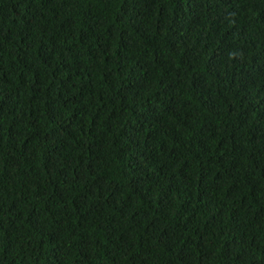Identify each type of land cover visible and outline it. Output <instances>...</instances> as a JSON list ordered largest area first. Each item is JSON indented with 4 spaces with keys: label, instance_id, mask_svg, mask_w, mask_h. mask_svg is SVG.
<instances>
[{
    "label": "trees",
    "instance_id": "16d2710c",
    "mask_svg": "<svg viewBox=\"0 0 264 264\" xmlns=\"http://www.w3.org/2000/svg\"><path fill=\"white\" fill-rule=\"evenodd\" d=\"M0 264H264V0H0Z\"/></svg>",
    "mask_w": 264,
    "mask_h": 264
}]
</instances>
